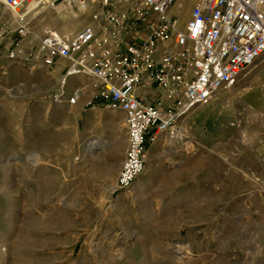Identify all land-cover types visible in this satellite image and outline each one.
<instances>
[{"label":"rangeland","instance_id":"rangeland-1","mask_svg":"<svg viewBox=\"0 0 264 264\" xmlns=\"http://www.w3.org/2000/svg\"><path fill=\"white\" fill-rule=\"evenodd\" d=\"M177 8L181 26L186 4ZM105 9L97 1L75 16L63 5L39 6L30 33L43 24L72 35L96 14L103 23ZM8 25L0 44V264H14L25 236L32 244L23 257L33 264H264V55L236 85L181 116L173 136L158 134L144 171L114 190L124 112L94 97L90 75L67 85L66 72L36 56L40 40L25 46L29 33ZM16 49L22 54L10 58Z\"/></svg>","mask_w":264,"mask_h":264},{"label":"built area","instance_id":"built-area-1","mask_svg":"<svg viewBox=\"0 0 264 264\" xmlns=\"http://www.w3.org/2000/svg\"><path fill=\"white\" fill-rule=\"evenodd\" d=\"M97 1L106 8L103 23L96 14L94 25L72 35L50 30L35 54L48 67L66 59L67 75H90L96 80L94 97L124 112L127 146L115 188L126 190L144 171L148 145L158 134L173 136L181 116L236 85L264 55V0H199L185 27L169 14L178 0H0V5L24 15L30 5L78 12ZM143 24L148 33H137ZM8 26L0 12V44L11 35ZM28 27L22 23L16 33L25 36ZM21 54L8 52L10 58ZM139 88L154 93L142 96ZM80 95L76 91L71 103Z\"/></svg>","mask_w":264,"mask_h":264},{"label":"crops","instance_id":"crops-1","mask_svg":"<svg viewBox=\"0 0 264 264\" xmlns=\"http://www.w3.org/2000/svg\"><path fill=\"white\" fill-rule=\"evenodd\" d=\"M197 1H199V0H178L174 5H172L171 6V8H170V10H169V14H170V16H172L173 17V15H174V13L176 12V11H178L177 9V6L178 5H180V4H186V9H185V13H184V17H183V22H182V27H185V25H186V22H187V20H188V18L190 17V12H191V10H192V7L194 6V4L197 2ZM86 10H88V8L87 9H85V11ZM82 11H84V10H82ZM73 12V11H72ZM74 13V12H73ZM39 14H40V12L39 13H35L34 12V8H30L29 10H27L25 13H24V15H23V17H25L26 18V20H27V22H31L32 21V19L33 18H35L36 16H39ZM75 14V13H74ZM21 15L22 14H18L16 17H21ZM64 18H62L61 16L59 17V20H58V22H60V23H62V24H64V26H65V24H67L66 23V21L65 20H63ZM68 21H70V19H67ZM4 21H6L8 24L10 23L11 24V26L13 27V28H15L16 26H18V22L15 20V15L14 14H7V17H4ZM42 24V23H41ZM40 25V24H39ZM47 26H44L43 24L41 25V27L39 28V30L37 31V32H35V33H31L30 35H29V37H31V38H29V37H27L25 40H27V41H25L24 42V45L25 46H28V47H31L33 44H35L38 40H41V36H40V33L41 32H48V30H47V28H46ZM65 28H66V31H70V30H72L71 28H69V27H66L65 26ZM47 30V31H46ZM68 35V34H67ZM29 38V39H28ZM68 62H64L63 60H60L59 62H58V64L57 65H55V68H54V73L55 74H60L61 72H66V66H68ZM39 65H41V64H39ZM38 68H40V66H38ZM63 78H68L67 80V85H72V80H73V78L71 77L70 78V76H67V74H65L63 77H62V79ZM62 79H61V81H62ZM62 83H63V87H62V89L64 88V84H65V81L63 82L62 81ZM87 86V85H86ZM88 87V86H87ZM138 93L140 94V95H142V96H145V95H147V94H149V93H154V90L152 89V88H139L138 89ZM236 93L237 92H234V95H236ZM231 94V93H230ZM224 95H226V96H228V94H224ZM224 95L223 96H221V98H224ZM81 97V96H80ZM79 97V98H80ZM229 97V96H228ZM228 97H226L227 99H228ZM213 104H215V100H214V102H213ZM215 106V105H214ZM116 183V182H115ZM114 190H116V188L114 187Z\"/></svg>","mask_w":264,"mask_h":264},{"label":"bare ground","instance_id":"bare-ground-1","mask_svg":"<svg viewBox=\"0 0 264 264\" xmlns=\"http://www.w3.org/2000/svg\"><path fill=\"white\" fill-rule=\"evenodd\" d=\"M43 6H45V5H43ZM30 7L31 8H37L35 5H30ZM47 7V6H46ZM3 8H5V7H3ZM7 9V8H6ZM8 10V9H7ZM74 13L76 12V11H74V9H71ZM9 11V10H8ZM10 13H12V14H14L15 15V20L18 22V26L20 25V24H22V23H24V24H29L30 25V23L29 22H27V20H26V18L25 17H23V15H21V17H16L18 14H19V12H11V11H9ZM78 13H76L75 14V16L77 15ZM2 17H3V11H2ZM4 19V18H3ZM22 20V21H21ZM28 33H29V35L31 34L30 33V27H28ZM28 35V36H29ZM27 37V36H26ZM67 76H75V75H67ZM169 141L172 143V142H174V140H172L171 138L169 139ZM91 145L92 146H96V143L95 142H92L91 143ZM15 235V234H14ZM20 241V240H19ZM39 242V241H38ZM32 244V242H31V240L27 237V236H25V238L22 240V242L20 243V245H19V251L17 252V254H16V256H15V258H14V264H33L31 261H28V260H26V259H24V257H23V252H24V250L29 246V245H31ZM3 246V245H2ZM7 248L5 247V248H3V250H4V252H5V250H6ZM176 250V249H175ZM177 250H178V248H177ZM26 251V250H25ZM181 251V250H180ZM179 253V252H178ZM182 253V252H181ZM5 258H6V256H5Z\"/></svg>","mask_w":264,"mask_h":264}]
</instances>
